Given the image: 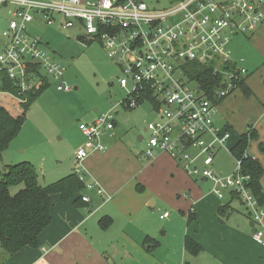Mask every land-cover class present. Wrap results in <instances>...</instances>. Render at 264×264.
I'll list each match as a JSON object with an SVG mask.
<instances>
[{
    "label": "built area",
    "instance_id": "2783aa9c",
    "mask_svg": "<svg viewBox=\"0 0 264 264\" xmlns=\"http://www.w3.org/2000/svg\"><path fill=\"white\" fill-rule=\"evenodd\" d=\"M166 3L156 8L141 0H0V21L3 14L7 18L2 23L0 72L20 95L35 94L44 76L56 81L59 92L69 93L65 69L46 51L34 29L48 25L84 31L80 39L101 44L121 70L119 85L128 96L120 105L126 110L135 109L139 99L151 93L159 120L147 125L145 156L153 159L161 153L178 164L184 162L189 176L213 183L212 192L220 200L226 192L238 196L257 227L254 240L264 245V212L249 189L250 177L243 174L242 162L237 161V171L231 177L218 178L212 170L218 151L226 148L230 139L228 130L216 126L219 103L238 89L237 81L248 72L237 67L226 72V87L213 99L185 72V66L194 62L216 64L215 73H221V66L233 64L228 48L234 38L252 36L264 26V0ZM16 102L24 104L27 99L0 91V106L12 108L9 105ZM115 122L110 111L91 124L79 125L86 144L75 152V173L86 190L101 197L105 196L104 190L86 181L81 163L92 153L105 150L101 138L115 129ZM192 151L199 153L192 158ZM199 159H203L202 171L192 169ZM82 201L88 203L90 198L83 196Z\"/></svg>",
    "mask_w": 264,
    "mask_h": 264
},
{
    "label": "crops",
    "instance_id": "0c3cea01",
    "mask_svg": "<svg viewBox=\"0 0 264 264\" xmlns=\"http://www.w3.org/2000/svg\"><path fill=\"white\" fill-rule=\"evenodd\" d=\"M252 83L246 79V86L253 94L248 101L237 89L235 92L241 93L245 102L237 98L229 100L233 92L219 104L216 126L228 130L235 125L241 132L240 139L251 126L258 138L250 142L248 154L264 168V139L260 138L264 137V89L258 81ZM48 84L50 87V80ZM235 101L251 109L247 113L251 121L245 118V124H250L244 130L241 122L228 116ZM99 116L100 113L93 116L91 123ZM117 124L116 121L115 129L101 138L105 150L92 153L81 163L86 181L97 183L105 196L85 189L83 196L89 197L90 202L81 204V207L75 204L77 197L65 201L61 195L52 196L51 223L40 235L38 247H27L9 258L1 251L0 264H264V245L253 238L257 227L250 214L248 218L242 214L240 205L243 208L244 205L238 199L226 192L224 199L220 200L212 192L211 181L195 180L186 173L184 166L181 168L166 154L157 153L153 159L147 158L145 168L135 174L142 164L145 150L134 155L125 149V142L117 139L120 138ZM81 134L83 139L79 141L80 145L75 144L76 150L86 144ZM145 134L147 136H140L139 140L146 142L147 146V128ZM59 135L61 140L65 139V132L59 130ZM44 137L42 144L53 149L55 138L49 134ZM233 139L230 136L227 143ZM239 141L229 147L230 151ZM32 152L30 149L26 154V149L21 148L15 157L9 156L7 162L29 161L37 166L41 160L45 166L49 164L50 158L46 156L49 152L44 151L39 159ZM75 152L69 168L60 163L46 170L49 177L66 175L54 182L76 172ZM260 182L264 192V175ZM207 185H211V190L204 193L203 188ZM164 205L181 215L183 222L179 223L176 235L172 234L173 229L169 230L171 215L162 214ZM262 227L264 231V225ZM188 240L199 247L198 254L187 251Z\"/></svg>",
    "mask_w": 264,
    "mask_h": 264
},
{
    "label": "rangeland",
    "instance_id": "374dc122",
    "mask_svg": "<svg viewBox=\"0 0 264 264\" xmlns=\"http://www.w3.org/2000/svg\"><path fill=\"white\" fill-rule=\"evenodd\" d=\"M141 1H145L150 6L156 8L167 6L166 0ZM6 19L4 14L1 15L0 47L4 42L2 38V23L4 21L6 22ZM259 30L261 33L258 34ZM34 32L37 36L42 38L46 51L52 56L54 61L65 69L64 82L71 88V92L68 94L59 92L56 88V81L49 78L51 86L48 87L27 110V121L21 132V136H19L18 139L11 144L9 149L3 153L2 159H0V172H2L4 166L8 164V157H15V155L18 154V150L21 148L26 149V154L32 149V154H35L34 157L38 159L44 151H47L49 152L48 155H46L47 159L50 158L49 164L45 166L41 163L42 161L39 160L37 166L35 164L33 165L35 169L37 167L36 172L39 176V183L42 186L52 184L60 177L66 175L49 177L50 173L46 170L52 166L56 167L60 165V163H64L63 167L68 166L69 168L71 162H74L72 159L74 157H72V154L76 151L74 146L75 144L80 145L79 141L83 139L79 131V125L91 123L92 121L90 119H92L93 116L99 113L100 115L105 114L110 111H112L118 122L116 131H118L120 138L117 139H121L125 142V149L129 150L134 155L144 151L146 142H140L139 137L147 136L145 134L147 125L156 123L158 121V116L154 112L152 104L148 101L141 103L137 108L132 110H126L120 105L121 101L127 98L128 92L121 89L119 85L118 79L122 76L119 66L108 57L107 51L101 44L98 42L89 43L80 39L84 31L77 28L66 30L60 26L40 25L34 29ZM244 37L245 36H238L233 39L228 48L230 51V59L238 69H245L248 72L246 76L249 84L253 85L252 81H258L264 89V49L262 48L263 45L261 46V44H264V26H261L256 34L246 38ZM1 52L2 48H0V54ZM41 73L44 74L43 72ZM232 96L229 97L231 101H234V98L244 100V97L239 92H235ZM5 100L6 99H3L4 102ZM248 100L249 99L246 98V101ZM5 103H8V101L6 100ZM9 106L12 108H6V104L4 108L14 118H18L24 112L23 103L16 102V105L12 103ZM97 110H99V112H97ZM248 112H251V109L245 106L244 103L240 104L235 101L228 116L236 118V122L238 123L241 122L244 130L245 127L247 128V125L250 124H245V122L251 121V119L247 118L249 115L247 114ZM231 124L234 125L233 123ZM59 130L65 132L64 140L60 139L61 135H59ZM228 131L230 136L234 139L231 140L229 144L227 143L226 148H222L218 151L212 168L214 174L218 178L231 177L237 171V160L232 156L229 147L237 140H240L241 132L235 125L232 129H228ZM46 134L55 138V145H53L54 150L51 146L48 147L42 144ZM260 138L264 139V137ZM146 139L148 140V138ZM55 149L58 152L55 151ZM198 153V151H192L190 155L194 158ZM143 158L144 159L141 160L142 164L135 174L140 173L148 163L145 154ZM202 161L203 159L197 160V162L193 164L192 169L198 168L202 171ZM179 165L183 167L185 164L182 162ZM60 169L61 167H59L58 171ZM142 177L140 179H142ZM193 177L195 180H200L201 178L200 176ZM18 189L17 187L12 188V194L16 193ZM210 190L211 185H207L203 188L204 193H208ZM148 191L151 194L153 193L152 190ZM180 196L183 198L182 194H180ZM240 208L243 211L242 214L248 218L249 212L246 207L244 206L243 208L240 205ZM166 212L171 215L169 223H172V225L169 230L171 232L173 229L172 234L176 235L180 227L179 223L183 222L180 217L181 215L179 211H175L169 205H164L162 214Z\"/></svg>",
    "mask_w": 264,
    "mask_h": 264
},
{
    "label": "trees",
    "instance_id": "16d2710c",
    "mask_svg": "<svg viewBox=\"0 0 264 264\" xmlns=\"http://www.w3.org/2000/svg\"><path fill=\"white\" fill-rule=\"evenodd\" d=\"M215 65H202L194 62L185 66V72L189 80L196 82L199 88L211 99L216 97L218 91L226 87L224 74L236 68L234 64L223 65L220 69L221 73H215ZM246 79L247 76L241 77L237 81V85L245 97L249 98L253 94L246 86ZM48 83L49 78L44 76L41 88L36 90L35 94L31 92L20 95L19 90L6 74L0 72V91L17 98L27 99V102L23 104L24 112L18 118H14L4 107L0 106V159H2L3 153L20 136L27 121L26 113L29 106L48 89ZM139 101V105L148 101L154 106L150 92H146ZM257 138V132L251 126L248 127L247 132L242 135L239 143L231 152L237 161L242 162L243 174L250 177L249 189L263 209L264 192L260 181L264 175V168L248 154L250 142L257 140ZM15 187L19 189L12 194L11 189ZM84 190L85 184L80 181L76 173L50 185L42 186L31 162L22 161L5 165L3 171L0 172L1 251L9 258L14 257L27 247H38L40 235L51 223L52 196L61 195L65 201L77 197L75 204L81 207V204L84 203L82 201ZM233 197L239 200L238 196L233 195ZM186 249L193 255L198 254L200 251L199 247L190 240L186 243Z\"/></svg>",
    "mask_w": 264,
    "mask_h": 264
},
{
    "label": "water",
    "instance_id": "95a60500",
    "mask_svg": "<svg viewBox=\"0 0 264 264\" xmlns=\"http://www.w3.org/2000/svg\"><path fill=\"white\" fill-rule=\"evenodd\" d=\"M251 226L253 227V226H254V223H253V224H251Z\"/></svg>",
    "mask_w": 264,
    "mask_h": 264
}]
</instances>
